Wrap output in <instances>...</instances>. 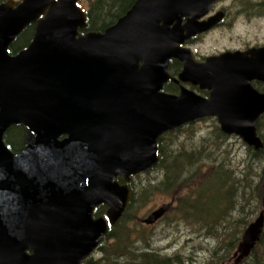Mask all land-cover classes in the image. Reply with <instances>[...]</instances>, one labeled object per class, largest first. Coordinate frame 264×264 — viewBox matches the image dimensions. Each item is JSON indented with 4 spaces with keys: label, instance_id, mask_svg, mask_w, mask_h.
Masks as SVG:
<instances>
[{
    "label": "water",
    "instance_id": "1",
    "mask_svg": "<svg viewBox=\"0 0 264 264\" xmlns=\"http://www.w3.org/2000/svg\"><path fill=\"white\" fill-rule=\"evenodd\" d=\"M78 1L0 3V264H83L130 203V186L118 177L154 168L168 131L216 116L225 133L264 146V93L252 84L264 80V47L200 62L183 45L221 22L223 11L201 19L217 0H136L104 31H84ZM32 24V40L13 54ZM172 58L183 63L178 77ZM170 80L181 83L179 93L164 90ZM182 82L208 88L209 97ZM18 125L25 146L14 152L5 134ZM100 204L106 216L95 218ZM263 231L264 211L246 227L232 264Z\"/></svg>",
    "mask_w": 264,
    "mask_h": 264
},
{
    "label": "trees",
    "instance_id": "2",
    "mask_svg": "<svg viewBox=\"0 0 264 264\" xmlns=\"http://www.w3.org/2000/svg\"><path fill=\"white\" fill-rule=\"evenodd\" d=\"M5 1L8 0H0V3ZM133 2L134 0L93 1L90 9L87 11L88 26L84 31H103L109 25L115 23L117 19L131 7ZM251 2L256 4H250L254 10L258 9L259 12L264 10V1L261 3ZM34 31L35 24H32L22 32L12 43L11 52L15 54L17 51L25 48L32 40ZM172 86L173 84H170L166 86L165 89L173 92ZM187 125L189 124L168 131L161 136L159 146L160 159L156 167L157 169H161L160 174L158 173L159 177L155 182L150 180L151 177H149V180L145 183L144 191H142L140 195L141 198L143 197V199H146L149 193H153L154 191H163L166 193L164 188H168L169 193L173 192V194H176L177 199L171 212L172 216H170L169 212L168 215H162L159 220L170 216L173 218H183L196 224H202V221H217L218 219L221 220L228 215L233 216L232 214L237 213L239 215L236 223L239 225V229L237 230L238 235L231 241V246L226 244L227 252H229L233 248L237 249L246 226L250 223L249 215L252 212L246 211L248 203L247 198L248 194L251 196L260 190L258 189L259 185L256 184V180L252 179L249 175L243 176L242 178L237 177L235 172L227 167L225 158L221 159L220 164H218L219 157H204L203 151L208 149L209 144H204L205 146L201 144L197 146V148H195L194 145L192 148L185 146V144L179 140V135L186 129ZM22 126L23 125L11 127L5 135V141L13 151L19 150L25 144V131ZM218 130L219 126L217 132L214 134L216 137L223 134L220 131L218 132ZM203 141H205V139ZM208 141H213V143L219 145L215 137L212 139L209 138ZM176 143H178V145ZM251 156L260 161L264 159V147L258 151L252 150ZM213 158L214 161H212ZM204 159H207L208 163L210 162L211 164L209 163L207 174L202 178V176L198 174L199 170H202L201 167L204 165ZM147 173H149V171H147ZM197 175L199 177L195 181L194 178ZM262 177L263 180H261V182L264 184V175ZM120 180L125 182L122 178H120ZM132 180L128 182L133 193L126 210L121 218L111 226L96 252L86 258L83 264H132L130 258L134 261L141 260V262L143 261L145 264H182V258L179 257V255L171 256L170 258L164 255L162 256L159 251L151 248L150 240L152 237L147 238V236L140 233L136 235L132 230L133 225L131 224L130 215L137 213V210L148 202L142 201L137 207L135 206L134 195L136 192L138 193V191H135V184H132ZM261 192V197H263L264 189H262ZM101 206L104 208H99L98 211L104 212L107 209V205L102 204ZM145 219L146 218L143 217L144 222ZM179 220L178 218L176 219V221ZM149 225H152V223ZM241 226H244V228ZM215 232L211 233L218 234ZM221 234L222 237L226 235L223 232H221ZM222 237L220 238L222 239L221 242H225ZM261 242L264 245V232L261 241H259L256 246ZM259 246L261 247V245ZM255 248L252 250L251 254L239 264H264L263 254L260 253H263L262 248L260 251H258L259 248L257 250H255ZM219 250H223L222 245L217 244L213 246V253H220ZM98 252L102 255L101 258H96ZM233 262L234 260L232 263Z\"/></svg>",
    "mask_w": 264,
    "mask_h": 264
},
{
    "label": "rangeland",
    "instance_id": "3",
    "mask_svg": "<svg viewBox=\"0 0 264 264\" xmlns=\"http://www.w3.org/2000/svg\"><path fill=\"white\" fill-rule=\"evenodd\" d=\"M93 1L95 0H79V4L88 11ZM251 1L261 3L264 0H219L215 11L223 9L222 11H227V17H224L222 23L214 27L213 30L197 38L190 46L192 50L196 51V54L201 57L216 54L226 48L264 44V10L259 12L258 9L241 8L242 6L249 7L250 4L256 5ZM239 2L247 4L241 6ZM243 10L245 13L241 12ZM218 126H220V123L216 117L198 119L186 126V129L180 133L179 140L185 146L191 148L193 145L197 148L201 144H203L202 146L209 144L208 149L203 151L204 157H219L218 164H220L221 159L225 158L227 167L232 169L237 177L242 178L249 175L256 180L255 183L259 185L258 189L260 190L251 196L248 194L246 206V211L252 212L249 215L250 223H252L264 211V196L261 197V190L264 189V184L261 182L264 175V159L260 161L251 156L252 150L258 151L261 147L256 149L244 141L240 135L224 133L220 127L218 132L220 131L223 134L216 137L214 134L217 132ZM257 131L264 140V116L257 121ZM214 137L219 145L213 143V141H208L209 138ZM204 139L205 141H203ZM176 144L178 145V143ZM214 158L212 161H214ZM203 163L202 170H199L198 174L202 178L207 174V167L210 162L208 163V160L204 159ZM156 167L150 169L149 173L142 172L133 177L132 184H135V191L139 193L136 192L134 195L135 206L137 207L142 201H148L142 208L137 210V213L130 215L134 233L136 235L138 233L143 234L147 238L152 237L150 240L151 248L159 251L162 256L169 258L179 255L182 258V264H231L235 258L233 252L236 248L227 252L226 244L231 246V241L238 235L239 225L236 223L239 215L234 213L233 216L228 215L221 220L202 221V224H196L179 217H170L177 197L173 192L169 193L168 188H164L166 193L163 191L151 192L146 199L141 198L140 195L144 191L145 183L149 180V177H151L150 180L157 181L161 169ZM198 175L195 176V181L198 179ZM160 209H163V215H168L170 212V216L161 220L158 219L152 222V225L143 221V217L148 218L154 211ZM177 218L180 220L176 221ZM241 227L244 228V226ZM215 231L218 234L211 233ZM221 232L226 235L222 237ZM221 237L225 242H221ZM217 244L222 245L223 250H219L220 253H213V246ZM259 245L255 246V250L259 248L258 251H260L262 248L263 253H260L263 254L264 260V247H262L264 245L262 242ZM101 256L99 252L96 254V258H101ZM130 261L132 264H145L141 260L134 261L130 258Z\"/></svg>",
    "mask_w": 264,
    "mask_h": 264
},
{
    "label": "flooded vegetation",
    "instance_id": "4",
    "mask_svg": "<svg viewBox=\"0 0 264 264\" xmlns=\"http://www.w3.org/2000/svg\"><path fill=\"white\" fill-rule=\"evenodd\" d=\"M136 0H134V2H135ZM134 2H133V4H134ZM240 3V5L242 6L243 5V3L242 2H239ZM132 4V5H133ZM132 5H131V7H132ZM216 5H217V2L214 4V5H212V9H211V11H210V13H209V15L208 16H210V15H212V14H214V13H216V11H215V7H216ZM130 7V8H131ZM247 8V9H249V10H251V9H253V7H246V6H242L241 8ZM130 8H128V10L130 9ZM127 10V11H128ZM221 10V9H220ZM223 10V9H222ZM221 10V11H222ZM126 11V12H127ZM125 12V13H126ZM241 12H243V13H245V11L243 10V11H241ZM124 13V14H125ZM249 13V12H248ZM224 14H225V18L227 17V15H228V13H227V11H225L224 12ZM207 16V17H208ZM186 21V19H184V22ZM223 21V20H222ZM222 21L219 23V24H221L222 23ZM107 28V27H106ZM105 28V29H106ZM104 29V30H105ZM214 28H212L211 30H213ZM103 30V31H104ZM211 30H209L208 32H210ZM93 31H96V30H93ZM208 32H205L204 34H206V33H208ZM201 35H203V34H200V35H196V37H194V38H192V39H190V40H188L187 41V43H185V45H187V46H191L196 40H197V38H200L201 37ZM261 47H264V44H255V45H247V46H240V47H234V48H226V49H223V50H221V51H219V52H217L216 54H212V55H208V56H201V57H199L197 54H196V51H194V57L198 60V61H202V62H204L208 57H211V56H218V55H221V54H223V53H226V52H240V53H243V54H245L246 56H251V53H249L248 54V52H246V51H248V50H250L251 48H261ZM240 56H243L242 54H239ZM238 55V56H239ZM170 63H171V66H172V68H171V73L174 75V76H176V77H178V75H179V73L182 71V68H183V63H182V61H180L179 59H177V58H172L171 59V61H170ZM183 83V82H182ZM170 84H173V93H179L180 92V90H181V83H177V82H174V81H168L167 83H166V85H165V87L166 86H169ZM252 84H253V86L256 88V89H258L259 91H261V92H263L264 93V80H262V79H259V78H256V79H254L253 80V82H252ZM182 85H185V86H188L190 89H192V90H194L195 92H197V93H199V94H201V95H203V96H205V97H209V95H210V92H211V90H209L208 88H200V86L199 85H195V84H192V83H190V82H187L186 84L185 83H183ZM191 85V86H190ZM262 116H264V113L262 114ZM23 127V126H22ZM220 127V129L222 130V128H221V125L219 126ZM24 128V127H23ZM25 131V130H24ZM223 131V130H222ZM224 132V131H223ZM7 133V132H6ZM225 133V132H224ZM6 135V134H5ZM24 135H25V132H24ZM264 141V140H263ZM24 146H25V144H24ZM24 146L23 147H21L19 150H17V151H14V152H18V151H21L23 148H24ZM120 178H122L123 180H124V178L122 177V176H119L118 177V180L121 182V183H126V180H124L125 182H122L121 180H120ZM132 180V179H131ZM102 204H100L98 207H96L95 208V210H94V212H93V215H94V217L95 218H97V217H99V216H101V215H104V216H106V212H107V209L104 211V212H100V211H98V209L99 208H101V209H103L104 207L103 206H101ZM106 205V204H105ZM101 206V207H100ZM264 207V206H263Z\"/></svg>",
    "mask_w": 264,
    "mask_h": 264
}]
</instances>
